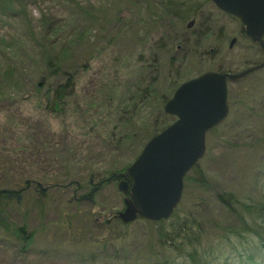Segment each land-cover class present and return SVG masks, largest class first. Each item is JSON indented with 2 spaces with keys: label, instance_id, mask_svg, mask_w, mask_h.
Here are the masks:
<instances>
[{
  "label": "rangeland",
  "instance_id": "374dc122",
  "mask_svg": "<svg viewBox=\"0 0 264 264\" xmlns=\"http://www.w3.org/2000/svg\"><path fill=\"white\" fill-rule=\"evenodd\" d=\"M166 1L0 0V189L12 192L0 264H160L186 222L209 264H253L263 250L253 233L248 251L223 256L240 244L224 240L236 215L264 208V46L213 2L178 0L177 18ZM66 71L76 80L56 106ZM208 72L243 74L227 81L229 111L183 178L174 226L121 222L128 169L176 121L166 105L179 86Z\"/></svg>",
  "mask_w": 264,
  "mask_h": 264
},
{
  "label": "water",
  "instance_id": "95a60500",
  "mask_svg": "<svg viewBox=\"0 0 264 264\" xmlns=\"http://www.w3.org/2000/svg\"><path fill=\"white\" fill-rule=\"evenodd\" d=\"M224 12L237 16L243 33L264 46V0H212ZM194 21L190 23L192 25ZM243 74L208 72L177 89L166 111L176 121L155 135L128 169V182L120 184L130 193L123 221L138 216L168 219L180 202L184 177L205 148V137L227 115L228 79ZM131 183L130 189L127 185Z\"/></svg>",
  "mask_w": 264,
  "mask_h": 264
},
{
  "label": "trees",
  "instance_id": "16d2710c",
  "mask_svg": "<svg viewBox=\"0 0 264 264\" xmlns=\"http://www.w3.org/2000/svg\"><path fill=\"white\" fill-rule=\"evenodd\" d=\"M172 1H174V2H172ZM177 1L178 0H171V2L166 1L164 3L163 7L165 8L164 11H166V13H168L169 16H176L177 18H179V17L181 18L183 13L181 10H179L177 8L180 4ZM208 1H211V0H208ZM161 46H163V45H161ZM163 48L166 49V47H163ZM55 66L56 65L53 64V65H51L50 68H53L54 73H58L59 67L57 66V68H55ZM64 76L66 78V82L61 83V84L60 83L57 84L54 87V89L51 90L52 91L51 96L53 97V99L55 101L54 102L55 105L59 104V101L61 99H63V98L68 99L70 97L69 96L70 94L68 96H66V92L68 90L72 89V87H73L72 84H74L75 80H76L75 73L73 71L72 72L66 71L64 73ZM34 86H36V85H34ZM162 108H163V114L164 115L166 114L165 116L168 118L169 115L164 111V106H162ZM162 121L164 122L167 120H165V118H163ZM145 144H146V142L144 143V145ZM38 184L39 185L37 187H40V183H38ZM56 185H59V184H56ZM37 187H35V188H37ZM42 190L44 191V189H42ZM11 194H12L11 191H3V189H0V216H1V218H4L3 219L5 221L4 223H7L6 222L7 213L5 211V209L7 208V202H6L7 197L6 196H10ZM228 201H230L231 203L232 202L236 203L235 206H231L232 211H234L237 208V202L236 201H239V199L237 197L233 196ZM243 207H245V204L243 205ZM247 210L250 211L249 213L252 216L244 215V214H243V216L236 215L240 221L241 227L236 229L238 231H234L231 233L230 236H227L224 238V240H226L227 243L229 240L230 241H232L234 239H237V241L240 240V244L233 246V250L230 251L229 254L223 253V256L230 255L235 250L237 252L240 251L241 254L244 253V251H248V249L246 247L248 244L251 243L250 242L251 239L249 238L250 237L249 235H255L253 233H258L259 236L257 238L260 241L259 246L263 250L252 253L249 258L251 259L253 264H264V235H261V232L264 233V208L261 207L260 211H255L253 207L248 206ZM176 216H177V209L174 211V213L172 214V216L169 219L161 220L160 222L158 221L156 223H158V226L163 230V232H165L164 231L165 225H167L168 228H171L174 226L173 220L175 219ZM251 217H253L255 219V223L252 221ZM118 219L121 221V218H118ZM191 226L195 227V225H193L191 223L188 224L186 222V224H184L183 231H180V230L177 231V233L179 235L177 239L182 240V236L183 237L186 236L183 239L182 244H179V245L174 244L172 246H167V248H169L171 250V251L168 250L170 252V255L172 253L177 254L176 257L178 256V260L179 261L181 260V261L179 263L177 261L175 262L169 257L170 255H167V258H169V259H166L164 263H160V264H209L208 257H211L212 254H215V253L211 252V250L208 248L209 247L208 244L205 243V239H202V232L200 230H196V229H195V231H193V228ZM5 229L8 230L9 227L5 226ZM182 232L185 233L186 235L182 234ZM14 233H16L15 230H14ZM163 234H165V236L170 238V239H168V241L171 240V236H170L171 234L170 235H168L167 233H163ZM14 236L19 237V235H17V233ZM240 246H242V247L244 246L245 249L241 250V248H240V250H239L238 248ZM214 247H216V246H214ZM220 247H217V248L219 249ZM251 250H249V251H251ZM261 253H262V255H261ZM187 257H189L190 260H187ZM257 258H261V261L259 262L257 260ZM229 259H231V256H229Z\"/></svg>",
  "mask_w": 264,
  "mask_h": 264
},
{
  "label": "flooded vegetation",
  "instance_id": "af4514ba",
  "mask_svg": "<svg viewBox=\"0 0 264 264\" xmlns=\"http://www.w3.org/2000/svg\"><path fill=\"white\" fill-rule=\"evenodd\" d=\"M237 18V17H236ZM244 35H246L245 33H243Z\"/></svg>",
  "mask_w": 264,
  "mask_h": 264
},
{
  "label": "bare ground",
  "instance_id": "6f19581e",
  "mask_svg": "<svg viewBox=\"0 0 264 264\" xmlns=\"http://www.w3.org/2000/svg\"><path fill=\"white\" fill-rule=\"evenodd\" d=\"M264 144V143H263Z\"/></svg>",
  "mask_w": 264,
  "mask_h": 264
}]
</instances>
